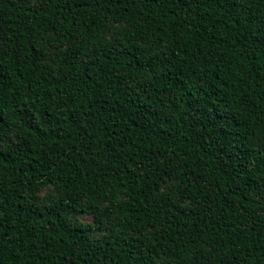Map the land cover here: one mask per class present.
<instances>
[{"label": "trees", "instance_id": "obj_1", "mask_svg": "<svg viewBox=\"0 0 264 264\" xmlns=\"http://www.w3.org/2000/svg\"><path fill=\"white\" fill-rule=\"evenodd\" d=\"M0 264H264V0H0Z\"/></svg>", "mask_w": 264, "mask_h": 264}]
</instances>
